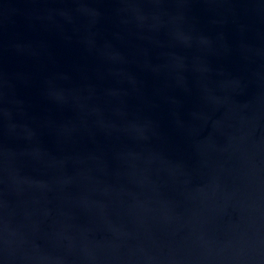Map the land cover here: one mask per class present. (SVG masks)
I'll list each match as a JSON object with an SVG mask.
<instances>
[{"label":"water","instance_id":"1","mask_svg":"<svg viewBox=\"0 0 264 264\" xmlns=\"http://www.w3.org/2000/svg\"><path fill=\"white\" fill-rule=\"evenodd\" d=\"M0 264H264V0H0Z\"/></svg>","mask_w":264,"mask_h":264}]
</instances>
